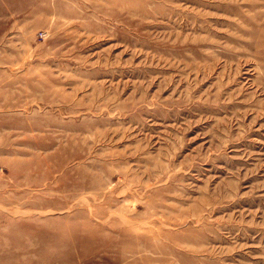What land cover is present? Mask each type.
I'll list each match as a JSON object with an SVG mask.
<instances>
[{
    "label": "rangeland",
    "instance_id": "374dc122",
    "mask_svg": "<svg viewBox=\"0 0 264 264\" xmlns=\"http://www.w3.org/2000/svg\"><path fill=\"white\" fill-rule=\"evenodd\" d=\"M0 264H264V0H0Z\"/></svg>",
    "mask_w": 264,
    "mask_h": 264
}]
</instances>
